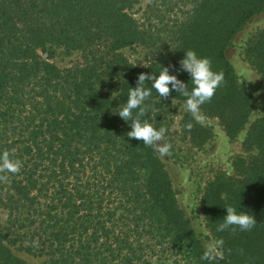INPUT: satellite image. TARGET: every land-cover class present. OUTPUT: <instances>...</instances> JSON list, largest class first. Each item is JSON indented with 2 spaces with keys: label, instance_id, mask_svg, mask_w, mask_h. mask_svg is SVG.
<instances>
[{
  "label": "trees",
  "instance_id": "16d2710c",
  "mask_svg": "<svg viewBox=\"0 0 264 264\" xmlns=\"http://www.w3.org/2000/svg\"><path fill=\"white\" fill-rule=\"evenodd\" d=\"M139 2L0 0V153L19 163L17 173L0 171V264H26L16 245L43 264H264V27L243 48L258 97L226 56L264 0H148L143 21ZM137 45L147 56L139 66L121 52ZM52 46L82 50V64L59 69L38 52ZM188 50L223 75L202 115L231 140L245 132L232 172L214 170L200 197L219 258L180 207L155 145L128 138L130 124L113 114L142 73L168 67L191 89L179 64ZM157 98L153 89L141 121L152 124ZM182 125L195 146L212 135L192 112ZM225 207L256 226L218 231Z\"/></svg>",
  "mask_w": 264,
  "mask_h": 264
},
{
  "label": "rangeland",
  "instance_id": "374dc122",
  "mask_svg": "<svg viewBox=\"0 0 264 264\" xmlns=\"http://www.w3.org/2000/svg\"><path fill=\"white\" fill-rule=\"evenodd\" d=\"M148 0H140L135 7V18L143 21V8ZM264 27V12L253 17L234 38L232 45L226 50V56L233 65L239 81L258 97V76L243 56V48L251 34ZM39 54L53 63L59 69L71 68L82 64L83 51H66L63 47L52 46ZM124 56L135 66L143 65L147 61L146 50L141 46H133L121 50ZM152 125L164 128L165 134L156 151L165 164L172 184L177 191L180 207L185 211L192 226L199 233L205 247L219 258V250L214 239L206 227L201 208L200 197L202 189L216 169L232 172L233 157L242 152L241 141L245 134L242 131L235 139H229L221 129L216 119L207 118L198 109L192 113L196 120L212 131L211 137L201 147L195 146L183 131L182 117L185 111V101L170 98L154 99ZM257 115L256 110L252 119ZM5 221V212L0 211V222ZM13 253L22 258L26 264H43L44 258L36 257L24 251L20 245L11 246Z\"/></svg>",
  "mask_w": 264,
  "mask_h": 264
},
{
  "label": "clouds",
  "instance_id": "9594fccd",
  "mask_svg": "<svg viewBox=\"0 0 264 264\" xmlns=\"http://www.w3.org/2000/svg\"><path fill=\"white\" fill-rule=\"evenodd\" d=\"M179 64L180 69L188 73L190 77L191 89L188 88V83L185 84L176 75L170 74L168 67H162L158 74H140L137 85L129 87L125 102L122 105L119 104L116 107L118 111L113 113L130 124L131 130L126 133L128 138L139 140L145 146L159 145L162 141L165 129H157L139 118L145 114V101L151 96L153 89L159 98H167L170 92L176 91L186 98L184 106L192 113H196L201 105L210 101L215 95L223 81V75L213 71L208 58L188 50L184 52V57ZM146 81H150V88L145 87ZM0 171L17 173L19 163L11 159L8 152L0 153ZM225 210L226 215L222 218L218 231H224L230 227H238L241 231H251L257 224L254 216L247 211L234 207H225ZM209 258L210 253L202 256L205 260Z\"/></svg>",
  "mask_w": 264,
  "mask_h": 264
}]
</instances>
